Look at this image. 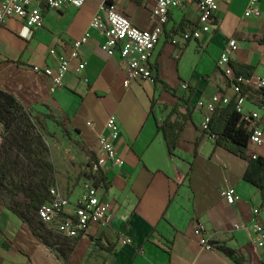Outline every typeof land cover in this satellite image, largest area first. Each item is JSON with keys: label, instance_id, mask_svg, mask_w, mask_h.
I'll return each mask as SVG.
<instances>
[{"label": "crops", "instance_id": "0c3cea01", "mask_svg": "<svg viewBox=\"0 0 264 264\" xmlns=\"http://www.w3.org/2000/svg\"><path fill=\"white\" fill-rule=\"evenodd\" d=\"M157 1L121 0L118 9L133 26L151 31ZM199 1L183 0L170 12L150 60L154 80L134 81L129 89L124 87L126 63L119 54L108 57L101 50L106 37L95 30L62 87L33 71L35 66L55 69L59 55H70L90 30L101 0H88L79 9L41 6L42 28H30L20 19L0 28V91L49 126H56L49 113L66 120L83 150L63 141V146L52 145L48 191L55 186L76 202L93 185L111 205L106 227L92 225L73 240L44 225L45 242L31 221L0 199V264H264V248L257 247L250 231L257 208L264 227V196L245 179L249 162L217 146L215 137L202 130L207 114L198 106L216 94L235 98L217 67L229 40L238 45L230 63L245 65L252 76L264 79V0L257 5V17L245 16L250 0H218L211 31L186 42L182 35L199 25ZM80 63L85 69L77 72ZM261 103L260 97H249L245 110L257 111ZM111 116L120 128L113 144L124 164L92 170L100 153L97 134L110 138L106 122ZM167 120L184 124L172 149L159 129ZM261 128L264 133V120ZM252 152L254 159H264V143L252 145ZM226 183L239 196L234 205L221 197ZM197 225L205 228L211 250L200 245ZM123 238L131 244L124 245Z\"/></svg>", "mask_w": 264, "mask_h": 264}, {"label": "built area", "instance_id": "2783aa9c", "mask_svg": "<svg viewBox=\"0 0 264 264\" xmlns=\"http://www.w3.org/2000/svg\"><path fill=\"white\" fill-rule=\"evenodd\" d=\"M88 0H2L0 2V28L7 25L12 19L22 20L30 28H42L44 18L41 6L51 10H60L66 6L82 8ZM121 0H101L99 14L90 23V30L73 45L69 56L59 55L57 57V67L55 69L35 66L33 71L51 79L57 87L64 85V77L69 72L71 64L79 60L80 49L91 38L90 31H99L106 37V42L101 50L108 57L119 54L126 63V79L124 87L129 89L131 83L137 80L153 81L154 76L150 68V60L163 35L164 27L169 20L170 12L173 9L183 6V0H158L152 12V20L155 27L151 31L141 30L132 25L129 18L119 11L118 5ZM261 0H250L245 13L246 17L259 16L260 10L257 7ZM199 14L198 27L186 31L182 38L184 41H196L202 34L209 33L219 11L218 0H202L197 4ZM238 50L235 40H229L221 54L217 67L221 69L223 75L228 79L233 94L235 95L236 110L243 120L250 125L251 144L260 147L264 143V133L261 122L264 120V79L250 76L236 75L231 68V56ZM54 55L55 51L51 50ZM85 69V65L80 63L77 72ZM184 90L188 85H182ZM249 97H260L261 108L254 112H247L245 106ZM231 98L225 94H216L208 101H200L198 106L206 111V121L202 124V130L209 133V122L213 115L228 105ZM91 130H95L92 122H87ZM106 129L110 133V138L97 134L100 145L98 156V167L104 168L108 164L112 166H123L124 160L120 158L115 150L113 142L120 135V128L114 116L108 118ZM222 199L228 205H234L239 200L234 188L227 185L220 189ZM110 203L102 200L99 190L95 186H87L76 202H72L68 197L63 196L57 187H52L48 191V199L39 207L38 217L40 221L54 230L58 235L77 239L87 232L92 225L106 227L111 216L109 214ZM259 209H254V220L250 231L255 237L257 247L264 248V227L258 221ZM194 233L199 237L202 247L211 250L208 242L203 237L205 228L197 225ZM123 244H131V240L123 238Z\"/></svg>", "mask_w": 264, "mask_h": 264}, {"label": "rangeland", "instance_id": "374dc122", "mask_svg": "<svg viewBox=\"0 0 264 264\" xmlns=\"http://www.w3.org/2000/svg\"><path fill=\"white\" fill-rule=\"evenodd\" d=\"M26 114L30 118H26ZM47 118L56 126H49L50 123L47 125L37 114L25 109L23 113L16 107L4 114L0 122V199L5 198L18 213L33 221L34 227L45 237L48 232L35 220L37 213L32 205H40L46 199L54 166L50 169L42 163L51 162L53 144L75 145L82 150L66 120L57 119L52 113Z\"/></svg>", "mask_w": 264, "mask_h": 264}, {"label": "trees", "instance_id": "16d2710c", "mask_svg": "<svg viewBox=\"0 0 264 264\" xmlns=\"http://www.w3.org/2000/svg\"><path fill=\"white\" fill-rule=\"evenodd\" d=\"M231 68L237 76H252L251 69L245 65H237L231 63ZM16 107L20 108L24 113V108L19 105V103L12 95L0 91V122L3 121L2 116L4 114L11 113V109ZM50 117L51 116H49V118ZM26 118H30V116L26 114ZM183 128L184 124H174L168 120L159 126L160 131L163 132L166 141H168L170 149L174 147V144ZM209 134L215 137L217 146H220L249 162V167L246 172L245 179L256 186L264 196V159H254L255 155L252 152V144L250 139V125L246 123L243 120L242 116L237 112L235 98L232 99L228 105H226L213 115L209 122ZM42 165L53 169V167L49 163H42ZM90 166L92 170L100 169V167H98V159H93V164H90ZM100 182L106 188L110 186V183H108V181L104 177L100 178ZM2 186L4 185L2 184ZM47 199H45L40 205H32V208L35 211H38L39 207ZM29 224L33 228V232L46 242L45 236L40 234L39 229L35 228L32 222H30ZM40 226L42 227V225ZM43 228L46 230L44 226ZM229 254L233 257L231 253Z\"/></svg>", "mask_w": 264, "mask_h": 264}]
</instances>
